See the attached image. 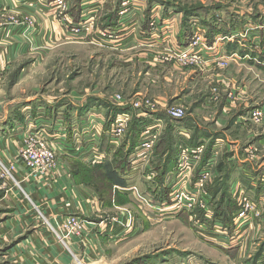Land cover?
Returning a JSON list of instances; mask_svg holds the SVG:
<instances>
[{
  "label": "rangeland",
  "instance_id": "obj_1",
  "mask_svg": "<svg viewBox=\"0 0 264 264\" xmlns=\"http://www.w3.org/2000/svg\"><path fill=\"white\" fill-rule=\"evenodd\" d=\"M55 1L48 0L49 9L52 16L61 21V28L65 29L64 17L70 16L72 12L69 7L77 2L76 0H63V4L58 6ZM101 1L100 7L103 9V14L115 7H118L117 14L120 18L131 13V15L137 16L140 12L135 0ZM237 1L147 0L143 3L142 17H147L145 22L151 28L153 37L144 42L137 41V36L133 37L136 44L121 48L119 46L127 38V33L131 32L128 27H123V30H120L121 20L120 23L115 24L116 28L111 29L109 26L106 29H100L97 24L90 22L91 18H83L88 22L85 30L67 27L64 39L44 50L45 53L42 57L39 53L41 49L37 48L36 58L17 60L13 65H10L11 67L5 75V89L8 90V86H13L18 79L20 87L16 92L17 96L34 98L36 105L48 106L49 104V106H53L51 110L44 109L45 115L49 116L47 122L34 120L33 124L36 123L38 126L34 127L38 134L45 132L53 136L51 144L55 149L57 162L70 165L73 163L71 159L85 160L80 155H71L63 150L66 147L76 149V147L85 145L90 146L89 138L91 136L87 133L89 130L84 131L82 125H91L93 122L87 121L92 116L95 119L102 117L103 120L109 121L108 131L111 121L118 113H122L121 110L127 109V107H121L122 105L119 106L120 103L116 100H123L126 103L131 99L139 98L149 107L145 111L148 113L157 112L155 117L160 116L163 122L161 124L158 121V123L156 118L154 121L161 125L160 131L158 130L161 133L160 138L155 137L152 142L149 158L152 160L151 167L156 168L159 163H162L160 155H156L157 146L164 135L172 137L169 132L171 123L174 124L172 132L176 137V147L183 144H178V140L182 142L189 138L191 131L183 129L181 124L183 119L189 118L193 127L205 132L206 136L210 138H203L205 152L209 142L215 141L224 144L226 141L229 142L228 146L230 147L226 148V151L220 149L213 153L214 165L208 184V194L211 189L217 198L222 194L231 197L238 207L235 215L240 210L237 201V188L244 191V197L259 207L258 220L252 216L250 219L252 221L249 223L253 226L257 225L254 233L248 238L245 227L243 228L241 225L238 229V236L244 234L247 239L243 236L240 245L229 250L217 242L201 238L196 233L193 222L200 218L198 210H194L189 215L183 212L177 217H172L166 212L155 213L148 208L144 209L142 203L137 204L139 208L133 204L138 216L135 230H130L129 234L125 233V237L117 241L119 233L112 234V232L114 230L122 231L120 228L123 224L119 221L112 223V220L109 219L98 230L99 235L96 237L99 253L97 262L93 264H132L136 260L143 262V259L146 258L153 259L152 264H248L249 259L243 260L238 255L237 252L240 248L250 250L248 253L250 258L257 254L263 256L261 263L264 264V181H262L264 173L261 175V170L258 171L261 165L264 166V69H261L260 65L262 58L255 57L240 61L242 56L248 54V51L239 47L236 40H233V43H228L226 40L217 41V37L223 35V30L226 31L225 35H230L229 30L242 32V26L245 25L243 22L246 23V20H249L252 25H261L264 20V10L258 7L252 8L253 2H261V0H244L243 4L248 6H241L244 7L243 10L233 17L229 6L232 2ZM82 2H87L89 3L87 5H90L94 0ZM146 5L151 6L148 13H146ZM62 6L64 7L62 8ZM200 6L207 7L208 12L201 15L196 21L191 16L185 17L181 14L180 10L183 7L197 8ZM218 7H220L219 11L214 10ZM97 14L98 11H96V18ZM177 15L180 17L177 18ZM203 17H207L208 19L205 21L212 23L211 31L208 33L206 31V34L200 33L201 36L199 34L194 36V30H199L198 26L201 25L199 20ZM177 19L180 20L181 28H184L182 39L175 35ZM94 21L96 22V19ZM100 23L102 22L100 21ZM217 25L219 29H217ZM101 32L106 33L101 34ZM137 33L139 34V30ZM198 37H202L209 47H216L214 52L218 56H221V53L224 59L214 61V59L205 56L201 60L192 59L180 64L175 54L188 45H194ZM199 46L201 47L202 44ZM17 70L20 73L19 78L17 75L15 76ZM172 107L182 109L184 117L171 122L167 117V110ZM35 110L37 113L39 112L37 108ZM80 110L87 112L80 114ZM113 110L120 112L114 116ZM256 110L263 111L260 118L252 116ZM137 114V111L131 112V117L132 115L133 117L128 121L129 131H131L133 123L131 120L136 118ZM82 118L85 120L83 123L81 122ZM143 118L147 119L145 116ZM58 120H60L61 128L57 126ZM74 127L77 128L78 138H75L73 134ZM61 131L64 132V136L58 135ZM155 133L154 130L152 135ZM59 136L65 140L62 142L58 138ZM75 139H78L79 144ZM260 139L263 140L260 141ZM242 150L245 153L243 158L240 154ZM157 157L160 159L158 162H156ZM108 159L105 161L109 162ZM243 159L244 162H242ZM229 160L233 169L228 166ZM17 161L19 162V160ZM18 164L20 165V163ZM219 165H221V171ZM244 170L249 171L250 178L255 171V177H252L256 181V183L254 181L255 185H252L253 181H247ZM128 175V180H133L135 175L132 177L130 173ZM224 176L228 178L224 180ZM236 182L241 185L235 186ZM135 183L141 187L139 180L136 179ZM218 186V192H215L214 189H217ZM25 188L28 190L27 186ZM154 190L157 191L155 185L143 184L144 195L154 196L152 194ZM214 202L211 199L213 215ZM234 217H232V224L228 229L232 231H229L231 235L235 233L234 236H237L234 232L235 228L233 229ZM87 220L91 221L92 219L87 218ZM89 221H86L89 223V227L97 230ZM62 222L63 220L58 221V226H56L60 234H56L54 229L52 230L57 239L62 240L63 237L77 240L85 238L86 224L81 223L80 229L77 227L66 229V233H64ZM43 224L50 229L48 222L44 221ZM80 244V247L86 248L85 242ZM223 248L227 249L229 254L222 252ZM72 264L76 263L72 261Z\"/></svg>",
  "mask_w": 264,
  "mask_h": 264
},
{
  "label": "crops",
  "instance_id": "obj_2",
  "mask_svg": "<svg viewBox=\"0 0 264 264\" xmlns=\"http://www.w3.org/2000/svg\"><path fill=\"white\" fill-rule=\"evenodd\" d=\"M39 1L40 0H0V172L5 173L6 170L10 171L17 182V186H13L14 182L5 176L3 181L10 191H0V264H72V261L76 264H93L97 262L96 260L99 253L96 236L99 235L98 230L104 226L103 224L109 219L112 220V223L119 221L123 224L120 228L122 231L117 232L114 230V232H112V234L119 233L117 241L125 237V233H130L126 232V230H135L138 216L133 208V204H141L138 197H143L144 195L143 184L155 185L157 189L159 187L166 189V176L173 173L174 168L168 171L163 178V182L158 184L159 172L151 167L152 160H149V152L143 160H139L134 166V169H131L129 172L131 177L135 175V180L137 179L140 181L142 189L136 185V183L134 184L135 180L133 178V180L127 179L124 187L110 185V187H107L108 190L106 189L107 193L102 195L100 191H97L93 186L83 183L77 174H80L82 169H93L107 162L103 164H91L86 160L76 158L71 160L77 163L73 162L74 164L72 163L70 165L58 162L60 166V178L51 183L45 180H32L27 176L26 171L23 170L22 166L19 165L17 161L18 153L24 141L23 137L27 130L33 125L34 120L47 122L49 116L45 115L44 109L48 111L51 110L53 106H49V104L48 106L36 105L33 100L34 98H27L25 96L21 98L17 96L16 92L20 87L18 86V79H16L17 83L15 82L13 86H8V90L5 89V75L8 73L7 71H9L10 65H13L15 61L36 58V54H38V52H36L37 48L38 50L41 49L39 53L40 57H42L45 53L44 50L50 48L52 44L64 39V35H66L67 31L65 30L66 27L65 29L61 28V21L56 20L52 16L48 0ZM82 1L84 0H76L77 3L69 7L70 11L73 13V17L72 13H70L69 16L73 25L84 23L85 21L83 18H91L90 22L97 24L100 29H106L109 26L112 29L115 27V24L120 23L121 20L120 25L118 24L119 27L121 26L120 30H123V27H128L131 32L127 33V38L122 42L119 48L136 44L134 40L136 36L139 42H144L150 39V37H153L151 28L148 26L147 22H145L147 17H142L144 10L143 3L147 2V0H135L137 9L140 11L139 15L133 16L131 13L122 18L117 14L118 7L103 14V9L100 7L102 3L101 0H94L90 5ZM243 1L244 0H238L237 2H232L231 5L226 4L228 6L230 5L229 10L232 11L233 17L236 13L241 12L244 7L248 6L247 4H243ZM243 5L245 6L241 7ZM255 7L264 10V0H261V2H253L252 8ZM174 8L176 7L174 6ZM206 8L207 7L202 6L197 8L183 7V9L180 10L182 13H180L185 17L191 16L194 18V21H196L197 18H200L201 15L208 12ZM157 9L159 10L161 8ZM150 10L151 6L146 5V13ZM214 10L219 11L220 7ZM96 11H98L97 18ZM146 13L144 12L145 15H147ZM178 16L179 15H177V18L180 17ZM93 19H96V22ZM205 19L207 20L208 18H201L199 20L201 25L198 26L204 34H206V31L207 33L211 31L210 25L212 24L205 21ZM100 21L102 23H100ZM175 29L177 31L175 35L182 39L184 28H181L180 20L178 19ZM217 29H219L218 25ZM138 30L139 34L137 33ZM232 31L233 30H229L228 32ZM225 32L226 31L223 30L222 34L225 35ZM181 39H179L180 42ZM16 75L17 78L20 77L18 70L15 72V76ZM36 108L37 111H39L38 113L35 110ZM121 111L125 113L126 109ZM144 112H146L145 117H147V119L137 118L135 116L136 118H133L131 121L133 122L136 120L143 122L144 120L147 122L148 120L150 123H146L143 128L151 127V130L152 128H156L155 135L156 138L159 139L161 125L156 124L154 121L156 118L157 122L159 121L162 124V118L160 116L155 117L156 114H158L157 112ZM127 113L131 116V112ZM83 118L81 121L82 123L85 122ZM87 122H93L88 126L82 125L84 131L87 129L89 130L87 133L91 136L89 138L91 143L98 146L100 150L108 151L106 141L108 135L106 134H108L107 124L109 121L107 122L100 117L93 121L90 119ZM128 129L129 124L122 142L111 151H108L110 154L108 159L109 163L113 158L115 160L124 158L129 165V159L133 154L135 141L138 140L139 142L141 136L134 139L131 131ZM74 131L73 134L77 133V128H75ZM261 140L263 139H260V141ZM228 143L227 141L225 144L216 142L217 148L212 150V156L213 153L220 149L226 151L225 149L230 147ZM66 148L64 150L69 152V149ZM240 154L241 157L245 156L243 150L240 151ZM156 159V162L160 161L158 157ZM164 161H167L165 156L161 164H163ZM244 161L243 159L242 162ZM228 166L230 169H233L230 160L228 161ZM11 167H13V169ZM260 170L262 175L264 173L263 165L259 167L258 171ZM253 174L252 177H255V171ZM252 177V185H255L256 181ZM238 184L241 185L239 182H236L234 185L236 186ZM25 186H27L28 190ZM120 196L124 198H120ZM144 196L148 199L153 198V201L156 200L151 195ZM69 215L78 218L83 225L86 224V229H84L85 238L77 240L75 238L63 237L62 240H60L54 236L53 229L56 233L60 234V231L56 227L58 226V221H62L64 217ZM85 217L91 218L92 220L89 221ZM44 221L49 223L50 229L44 226ZM86 221L91 222L90 224L94 225L97 230L94 228L91 229L89 223ZM244 227L249 238L250 235L254 233L257 225L253 226L251 224H246L243 228ZM242 236H244V234ZM245 238L247 239V237ZM82 241L86 244L85 249L80 247V243H83ZM222 252L229 254V251L224 248ZM249 252L250 250H243L240 248L237 253L243 260L249 259L247 261L248 264H263L261 263L263 261V256L258 257V255H255L250 258Z\"/></svg>",
  "mask_w": 264,
  "mask_h": 264
},
{
  "label": "built area",
  "instance_id": "obj_3",
  "mask_svg": "<svg viewBox=\"0 0 264 264\" xmlns=\"http://www.w3.org/2000/svg\"><path fill=\"white\" fill-rule=\"evenodd\" d=\"M55 3H57L58 6H61L63 0H56ZM63 7L64 6H62V8ZM63 21L66 23V28H76L78 30H85L88 25V22L86 21L84 23L73 25L69 16L64 17ZM250 23L249 20H246V23L243 22L245 25L242 24V32L234 30L230 35L218 36L217 41L226 40L228 43H233V40H236L239 47L248 51V54L246 53L244 57L242 56L240 61L261 57L262 60L260 61V65L264 67V20L261 25L255 26ZM104 33L101 32V34ZM200 33H202L200 29L198 31L195 29L194 34H192L194 36H197L198 34L201 36ZM192 38L194 37L192 36ZM200 44H202L201 47L199 46ZM208 45L205 44L202 37H198L194 45H188L183 50L178 51L175 54V57L178 58L180 64L191 61L192 59L201 60L202 58H205L204 56H208L209 58L214 59V61H221L224 59V56L221 53V56H218L216 52H214L216 47H209ZM227 56L232 59L229 55ZM116 102L120 103L119 106L122 105L121 107H127V109L125 113L117 115L109 125L108 134L106 135H108L107 143L110 151L115 148V146H118L125 136L128 121L131 118L127 112L137 111L138 115H136V117L143 118V114L144 116L146 115V112L144 111L149 108L146 106L145 102L139 98L131 99L126 103L119 99L116 100ZM262 112V110H256L252 113V116L254 118H260ZM167 117L171 121L180 120L184 117L183 110L176 107L169 108L167 110ZM90 119L93 121L95 120V117L92 116ZM90 119H88V121ZM57 126H59V128L62 127L60 120H58ZM34 127H38L36 126V123L27 130V136L25 137L22 148L18 153V163H20L23 170L26 171L27 176L32 180H45L46 182L48 181L51 183L60 178V170L55 156V149L51 144V138L53 136L45 132L38 134V132L34 130ZM154 130H156V128H152V130L151 127L143 128L141 139L134 148L133 154L129 159V172L131 169H134V166L139 160H143V158L150 152L151 144L156 137L155 135H152ZM58 135L64 136V132L61 131ZM74 135L75 138H78L77 133H74ZM61 136L58 138L63 142L65 139ZM75 141L79 144L78 139H75ZM108 151L100 150L98 146H94V144L91 143L90 146L85 145L84 147L69 149L68 153H76L77 155L84 157V159L91 164H103L106 162L105 160L109 158L110 154ZM204 153L205 145L202 144L194 147L179 146L176 167L174 168L173 173L166 176V189L169 190L168 199L165 202L156 203L152 199H148L143 195V197L139 196L138 200L143 204L144 209L148 208L155 213L166 212L172 217H177L183 212L189 215L192 214L194 210H198L201 212L202 217L193 222V227L196 230V233L205 240L217 242V244L224 248L226 247L230 249L239 246L241 243V238H243V236H238V229L241 225L244 226V223L242 222L246 221L248 218L251 219L252 216L256 217L255 220H258L259 207L256 206V203L244 197V191L241 192L238 188H235L237 191V201L240 205V210L235 215L233 221V229L235 228L234 232H236L237 236H234L235 233L231 235L230 232L232 231L228 228L226 229L221 223L214 221L213 211L211 210L212 198L208 194V184L212 176L214 157H211L206 163H204V165H202ZM95 155L97 156L95 157ZM90 157H92V159H88ZM11 168L13 169V167ZM5 176L14 182L13 186H17V182L12 176V173L6 170L5 173L0 172V191H10L3 181ZM262 181H264V179H262ZM81 223L82 222L76 217L66 216L62 222V231L66 233V229H70L71 227H77L80 229ZM126 232L129 231L126 230ZM220 238L225 239L220 240Z\"/></svg>",
  "mask_w": 264,
  "mask_h": 264
},
{
  "label": "trees",
  "instance_id": "obj_4",
  "mask_svg": "<svg viewBox=\"0 0 264 264\" xmlns=\"http://www.w3.org/2000/svg\"><path fill=\"white\" fill-rule=\"evenodd\" d=\"M261 69H264V68L261 67ZM79 112L80 114H85L87 111L80 110ZM118 112L120 111L113 110V115L115 116ZM189 120H190L189 118H185L181 121L182 128L185 130L191 131V134L188 139H184L182 140V142L178 140L179 142L178 144L183 143L184 145L180 144L176 147L177 145L176 137L173 136V132H172L174 129L173 128L174 124L171 123V126L169 127V130L171 131L169 132H171L172 137H168V135H164L163 138L160 140L159 145L157 146L158 151H156V155L159 154L160 156L159 155L158 156L161 158V160H163V157L165 156L167 160V161H164L163 164L159 163V165L156 166L155 168L159 172L158 184L163 182L164 180L163 178L168 171L175 168L176 161H177L178 154H179V146L194 147V146L201 145V144L204 145L203 144L204 142H202L204 140L203 138L205 139L209 138L208 136H206L205 132L203 133L197 127H193ZM146 123H150V122L148 120L147 122H145L144 120L143 122L136 121V120L133 121V123L131 124V134L133 135L134 139L138 138V136L139 137L141 136L142 129L146 125ZM173 139H174V143H173ZM137 144H138V140L135 141V146ZM216 146L217 144L215 141L209 142L208 149L204 153V156H203L202 165H204V163H206L212 157L211 152L213 149L217 148ZM107 147H108L107 150H109L108 143H107ZM73 162L77 163L76 161H73ZM82 170L80 174H77L79 179L83 183L89 186H93L97 191H100V194L102 195V194L107 193V190H108L107 187H110V185H116V186H121V187H124L126 185V181L128 179L127 176L129 173V165L127 164L126 159L124 160V158L117 159V160L113 158V160L110 163L107 162L106 164L98 165L94 167L93 169L85 168ZM219 170L220 171L222 170L221 165H219ZM244 171H245L244 175L246 174L245 176L247 177V181L251 180L249 171H246V170ZM227 178H225L224 176V180H226ZM219 186L217 187V189H214L215 192H218ZM168 193H169V190L160 188V187L157 189V191L154 190L152 192V194L154 195L153 197L156 199L155 200L156 203H161V202L166 201L168 199ZM209 194L212 198V201H215L213 220L221 223L223 226H226L227 228L230 227L232 224V217L235 216V213L238 210L237 204L235 203V201L231 200V197H229L228 195L222 194L221 196H218L217 198V196L214 194V191L213 190L211 191V189L209 191ZM120 198H124V197L120 196ZM197 213L200 214L199 217L201 218L202 217L201 212H197ZM259 256L261 255H258V257ZM144 260L147 261L146 262L147 264H152L154 261L151 258H146V259H143V262L142 260H136L132 264H144L145 263Z\"/></svg>",
  "mask_w": 264,
  "mask_h": 264
},
{
  "label": "bare ground",
  "instance_id": "obj_5",
  "mask_svg": "<svg viewBox=\"0 0 264 264\" xmlns=\"http://www.w3.org/2000/svg\"><path fill=\"white\" fill-rule=\"evenodd\" d=\"M206 43V42H205ZM205 57V56H204ZM203 59V58H202ZM31 126V125H30ZM57 127V126H56ZM76 154V153H75ZM97 155H95V157H96ZM88 159H92V157H90V158H88ZM239 191H241V192H243L242 190H240L239 189ZM252 221V220H251ZM250 219H247L246 221H243L242 223H244V224H249L250 222ZM221 239H225V238H221Z\"/></svg>",
  "mask_w": 264,
  "mask_h": 264
}]
</instances>
